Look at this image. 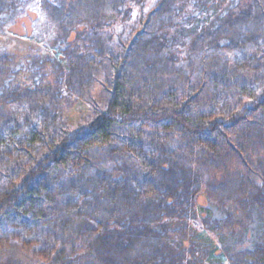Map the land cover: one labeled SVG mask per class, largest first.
Returning <instances> with one entry per match:
<instances>
[{
	"label": "trees",
	"instance_id": "1",
	"mask_svg": "<svg viewBox=\"0 0 264 264\" xmlns=\"http://www.w3.org/2000/svg\"><path fill=\"white\" fill-rule=\"evenodd\" d=\"M145 1L39 0L57 55L0 51V264H264V0Z\"/></svg>",
	"mask_w": 264,
	"mask_h": 264
},
{
	"label": "rangeland",
	"instance_id": "2",
	"mask_svg": "<svg viewBox=\"0 0 264 264\" xmlns=\"http://www.w3.org/2000/svg\"><path fill=\"white\" fill-rule=\"evenodd\" d=\"M154 2L155 0H146L145 8L152 6ZM137 12L138 6H134L133 17ZM120 27L121 23H118L117 29ZM53 30L52 25L45 19L44 12L39 6V0H22L15 15L7 20L0 29V51L6 50L17 54L32 52L57 55L50 43ZM99 90L100 87L95 86L93 94H98ZM89 112L88 103L78 100L69 110L68 116L73 122H76ZM193 225L211 242L219 246L216 235L205 230L199 219L194 220ZM225 264H227L226 261Z\"/></svg>",
	"mask_w": 264,
	"mask_h": 264
}]
</instances>
